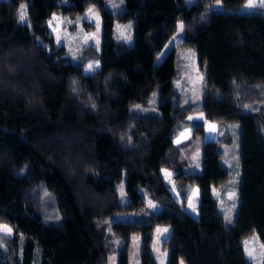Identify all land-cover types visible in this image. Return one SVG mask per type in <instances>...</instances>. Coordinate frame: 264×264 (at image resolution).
Listing matches in <instances>:
<instances>
[{"label": "trees", "instance_id": "16d2710c", "mask_svg": "<svg viewBox=\"0 0 264 264\" xmlns=\"http://www.w3.org/2000/svg\"><path fill=\"white\" fill-rule=\"evenodd\" d=\"M248 2L122 0L112 13L107 0H0V226L11 229L0 264H130L134 236L137 262L159 264L151 246L165 226V264H252L241 242L256 234L264 245V8L242 12ZM91 8L99 50L72 61L47 23ZM115 24L129 25L132 45ZM179 24L181 42L160 56ZM181 47L204 74L195 106L175 85ZM155 95L160 116L129 113ZM234 150L239 202L227 225L213 191L229 185L221 161Z\"/></svg>", "mask_w": 264, "mask_h": 264}, {"label": "rangeland", "instance_id": "374dc122", "mask_svg": "<svg viewBox=\"0 0 264 264\" xmlns=\"http://www.w3.org/2000/svg\"><path fill=\"white\" fill-rule=\"evenodd\" d=\"M186 1L191 3V0ZM260 2L261 0H253V3L257 5L256 7L248 8L244 6L241 11L254 12L260 8H264L262 6H259ZM106 6L108 10H110L112 13H119L124 8L122 0H107ZM217 9L218 5H215L213 7V10L215 11ZM51 19L52 20L47 23L48 30L55 36L56 45L58 47L62 46L66 48L67 54L69 55L72 61H75L76 57L79 55L78 53H80L82 50L88 49L89 47H93V49L99 50L101 18L95 8H91V11H87L86 14L75 18V20L66 19L64 17L61 18L58 16H54ZM84 23L93 24L95 26V31H86L83 27ZM178 26V31L163 49L164 52H162L160 56H165L170 51V48L177 46L178 43L181 42L183 35V27L181 28V24H179ZM114 29L116 30L117 34V36H115L116 40L121 41L123 39L128 45H132L133 40L131 32L129 31L131 29L129 25L122 24L121 26L115 24ZM176 61L178 79L175 81V85L179 90V94L181 96L182 101L184 100L192 104L193 106L200 104L203 96L202 94L204 86V74L198 69L195 51L184 47L177 48ZM89 66H91V68H89ZM96 66L97 65L95 64H88L86 73L89 74V72L94 71ZM156 99L157 97L155 95L146 106L137 104L135 106L130 107L129 113L132 116L136 117L160 116L161 113L156 107ZM190 150L192 151H190V154L186 156L190 160V165L193 166L190 169L194 170L198 168V163L200 160V148ZM237 151L238 150H234V152H236V155L229 157V163L225 158L221 161V164L225 168H227L231 176V179L228 182L229 185L223 186V188L215 189L213 191V195L219 202V209L222 215L224 216L225 223H227V225H232L234 223L233 221L237 213L236 209L239 202L237 187L239 182V175L237 173V170L239 169V164L237 163V165L234 161L235 157L238 158ZM232 185H235L236 189ZM116 189L117 192H119L120 194L121 202L125 203L127 201V198L124 192V180L117 185ZM169 190L173 197H175V199L178 198L179 192L178 190H175L173 184H170ZM147 203L148 209L152 211L156 209V205H154V203ZM122 220L130 221L132 220V215L125 217ZM3 226L5 225L0 226V237L10 236L11 232L6 233L2 230ZM170 232L171 227L168 226L156 229L151 249L154 259H156L159 264H165V253L161 250L160 246L161 243L166 240ZM245 242H248L247 249L253 250V257L248 256ZM241 245H243L244 255L248 261H250L252 264H264V247H262V244L256 234L248 236L247 239L241 242ZM139 248L140 238L138 236H134L130 246L132 255L130 259V264H139V262H137ZM115 261L116 257L114 256L111 258V261L109 263L116 264Z\"/></svg>", "mask_w": 264, "mask_h": 264}, {"label": "snow or ice", "instance_id": "6c2138e0", "mask_svg": "<svg viewBox=\"0 0 264 264\" xmlns=\"http://www.w3.org/2000/svg\"><path fill=\"white\" fill-rule=\"evenodd\" d=\"M218 3H219V0H218ZM256 6H257V5L253 3V0H249L248 5H246V7H248V8H252V7H256ZM259 6L264 7V0H261ZM89 11H91V9H90ZM19 19H20L21 22L25 21V19H26V9H25V7H24L23 5H21V10H20ZM182 27H183V26L181 25V28H182ZM89 68H91V66H89ZM201 118H202V117H201ZM190 119H191V118H190ZM209 128H210V130H214V129H215V126H214V125H209ZM181 135L183 136L184 134L182 133ZM179 142H180V141L178 140L177 143H179ZM165 175H166V176H170V173L165 172ZM233 195H234V193H233ZM189 206L192 207L193 210H195V208H194V204H193V203L190 202V205H189ZM229 222H230V220H229ZM2 230L5 231L6 233H10V232H11V229L8 228L7 226H3V229H2ZM165 231H166V230H165ZM245 243H246V251H247L248 256H249V257H253V250H248V249H247V243H248V242H245ZM262 247H264V245H262ZM181 264H183V262H181Z\"/></svg>", "mask_w": 264, "mask_h": 264}, {"label": "crops", "instance_id": "0c3cea01", "mask_svg": "<svg viewBox=\"0 0 264 264\" xmlns=\"http://www.w3.org/2000/svg\"><path fill=\"white\" fill-rule=\"evenodd\" d=\"M202 117V118H201ZM191 118V119H190ZM189 120H192V121H196V120H204L203 118V115L202 114H197L196 116H192V117H189L188 118Z\"/></svg>", "mask_w": 264, "mask_h": 264}]
</instances>
